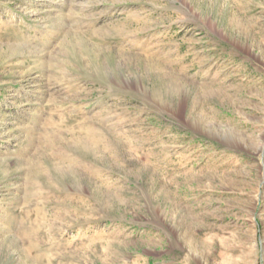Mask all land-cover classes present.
I'll list each match as a JSON object with an SVG mask.
<instances>
[{
    "label": "rangeland",
    "instance_id": "obj_1",
    "mask_svg": "<svg viewBox=\"0 0 264 264\" xmlns=\"http://www.w3.org/2000/svg\"><path fill=\"white\" fill-rule=\"evenodd\" d=\"M0 264H264V0H0Z\"/></svg>",
    "mask_w": 264,
    "mask_h": 264
}]
</instances>
